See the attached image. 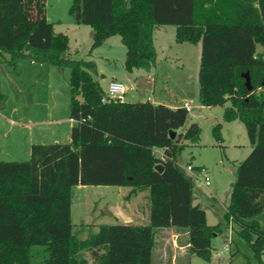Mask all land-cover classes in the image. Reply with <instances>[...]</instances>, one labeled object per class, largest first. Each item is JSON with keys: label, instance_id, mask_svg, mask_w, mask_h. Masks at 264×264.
I'll use <instances>...</instances> for the list:
<instances>
[{"label": "trees", "instance_id": "trees-1", "mask_svg": "<svg viewBox=\"0 0 264 264\" xmlns=\"http://www.w3.org/2000/svg\"><path fill=\"white\" fill-rule=\"evenodd\" d=\"M69 13L91 27L90 52L120 37L126 71L154 67L157 26H175L177 43L199 44L198 99L205 106L229 101L222 118L245 125L251 150L236 166L222 221L208 224L193 203L194 181L176 161L186 142L200 139L196 122L181 130L188 111L107 98L95 62L65 54L69 38L54 30L46 0H0L3 61L14 69L19 59L68 67L73 120L69 142L33 144L28 160L0 161V264H30L35 245L45 264H154L156 234L166 227L187 231L189 252L208 262L212 238L230 221L264 264V50H257L264 48V0H72ZM220 130V122L212 127L217 143ZM75 185L129 187L126 198L147 189L150 221L90 225L88 237L79 238L71 221Z\"/></svg>", "mask_w": 264, "mask_h": 264}, {"label": "rangeland", "instance_id": "rangeland-1", "mask_svg": "<svg viewBox=\"0 0 264 264\" xmlns=\"http://www.w3.org/2000/svg\"><path fill=\"white\" fill-rule=\"evenodd\" d=\"M71 2L72 0H46V15L54 23V30L65 33L69 38V49L65 54L74 59L93 60L97 69V73L93 72V75L101 81L104 89H107L112 76H117L120 80L127 82L130 75L124 69L125 46L121 43L120 37L115 35L90 52L92 29L89 25L77 24L74 21L73 16L69 13ZM174 38V27H167L165 32L155 31L153 40L157 58L150 72L147 73L144 70V73L142 72L145 87L140 88V91L129 90L124 98L127 101H140L142 99L146 100L148 95L155 100L172 104H179L185 99L191 102L192 109L188 112L187 122L182 128L190 121L196 122L193 120L194 118L192 119L196 115L198 121L196 123L201 128L200 139L197 143L187 142L177 154L176 161L180 165L200 166L202 163L205 164L204 167L210 175V184L205 187L202 186L203 201L200 207L207 213L208 224H214L219 219L222 221V205L229 199L231 183L235 178L236 164L247 155L243 154L244 149L241 145L243 143L248 144V136L242 122L240 123L241 127L233 123L223 130L225 138L223 145L215 141L212 135V127L218 122L221 123L223 118L221 117L213 123L215 112L208 111L210 114H203V111L197 108L200 102L197 83L200 45L189 42L177 43ZM257 50L263 51L264 48L258 46ZM54 68L55 71L52 73L44 71V73H41L37 70L35 74L37 76L34 80L37 81L36 84L31 80V77L24 76V80L28 78V81H25L22 86V95L30 99L29 92L36 94L39 90L37 89L39 87L38 80H53L51 88L46 87V84H44V86H41L40 91L45 103L47 102L46 97L48 103H57V117L64 122L69 116L70 72L68 67L55 66ZM2 69L10 70V77H13V79L20 77L14 71V68L9 69L7 65L0 63V81L6 78ZM102 75H105V77L103 78ZM24 77L22 76V78ZM46 83L49 85L48 82ZM0 89H2L1 86ZM11 94L13 97L15 92H11ZM235 143L240 144V146H235ZM155 153L158 156L160 152L155 151ZM129 190V187L115 185H75L72 191L73 233L79 238H86L91 231L90 225L105 222L120 223L114 222L103 211L111 209L112 206H121L131 201L130 198H126ZM211 192L214 193L216 198L211 195ZM146 194H149L148 190ZM137 200L138 197L133 198L131 203H136ZM138 202L140 209L143 206L148 207V200L146 204L142 198ZM258 218L263 221L264 214H261ZM146 223L148 224L149 221ZM227 234L228 231L223 227L222 232L212 238V246L216 253L213 259L214 263L210 264H258L247 242L235 233L233 243L228 244ZM186 236L184 230L173 227L158 231L154 246L155 253L153 252V260L156 257L154 262L165 264L163 252L164 250L168 254L172 252V238H175L178 244H183ZM31 252L30 264H45L43 262L44 251L42 246H32ZM79 255L89 257L87 251H82ZM192 258V264H207L201 258L196 256ZM262 260L264 261V253Z\"/></svg>", "mask_w": 264, "mask_h": 264}, {"label": "crops", "instance_id": "crops-1", "mask_svg": "<svg viewBox=\"0 0 264 264\" xmlns=\"http://www.w3.org/2000/svg\"><path fill=\"white\" fill-rule=\"evenodd\" d=\"M169 26L174 27L175 29V26L173 25H169ZM169 26L167 25L157 26L154 29L153 34L155 33V31H158V30H160V32H165L167 30V27ZM111 37L107 38L105 41H107ZM7 57H8L7 54H0V63L7 65L3 61ZM156 58H157V55H156ZM7 66L9 67V69H12V67H10L9 65ZM54 67L55 66H51L50 64H47V63H36V62H32L26 59H19L17 62V68L14 69V71H16L20 77L14 78V79L13 77H10V70L2 69L3 72L5 73L6 78L0 81V86L2 87V89H0V161L1 160H7V161L28 160L30 156V149L33 144L66 143L70 141V128L73 124V120L69 116L64 122L61 119H59L57 117V110H56L57 103H54V104L53 102L48 103L47 97H46L47 102L45 103L44 102L45 99L43 98L42 92L40 91L41 86H44V84H46V87L48 86L51 88L52 86L51 83L53 80H38L39 87L37 89L39 90H37V93L32 94L31 92H29V97H31L30 99L32 100L28 99L27 97H23L22 95V92H23L22 86L25 84V81H28V78L27 80H24L25 79L24 76H28L29 78L31 77V80L34 81L35 77L37 76L35 75L37 70H39L41 73L43 71L47 73H52L55 71ZM142 72L143 70L134 68L131 71H127V73L130 75L127 78L128 79L127 82L120 80L119 78H117V76H112L110 81L112 80L122 81L127 85L130 84V86H132L133 89H135V91H140V88L145 87L143 85L145 83H143V80H142L144 79ZM22 76L24 78H22ZM102 77L104 78L105 75H102ZM36 82L34 84H36ZM46 82H48L49 85ZM99 82L101 84L100 80ZM197 83H198V80H197ZM11 92H15L13 97H12ZM11 100L12 102H10ZM122 100L127 101L125 98H123ZM146 100H150L152 103H162L170 107L182 106L184 102H190L187 99H185V100H182V102H180L179 104H172V103L164 102L161 100H155L149 97L148 95L146 97ZM146 100L142 99L140 101H146ZM224 105L228 106L229 101L226 102ZM224 105L223 106H218V105L217 106H205L199 102V105L197 106V108H199L200 111H203V114L204 113L210 114V112L208 111L215 112L216 115L213 116L214 119L212 121L213 123H215L216 120H219V118L222 117ZM191 109H192V104H191ZM196 118H197L196 115L192 117L194 121L198 122ZM233 123L241 127L240 126L241 122H239V120L237 119L231 120V121L221 120L220 132H221L222 141L219 143L220 145H223L224 140H225L224 135H223V130L226 127H228V125H231ZM182 129L184 128H181V130ZM238 145L240 146V144ZM238 145L237 143H235V146H238ZM242 146L244 149L243 154L245 155L248 154V152L251 150V144L249 142V139H248V144L243 143L241 147ZM154 150L160 152L162 151V148H155ZM177 165L185 172L186 175L191 177L192 180L194 181L195 185H194V190H193V203L201 206L200 204L203 201V196L201 194V191H202V186L204 185H202L201 183L197 182L194 179L193 173L185 170V165H180L179 162H177ZM200 166L204 167L205 164L202 163V165ZM195 167H199V165ZM72 191H73V188H72ZM146 191H147L146 189L138 190L129 197L131 201L133 200V198L135 199L136 197H138V200L136 203L135 202L131 203V201H128L127 204H122L121 206H112L111 209H106L103 211V213L105 215H109L111 219H113L114 222H120L123 224H132V225H146L147 224L146 222L150 221L149 219V211H150L149 210V194H146ZM211 195L214 198H216L214 193L211 192ZM141 198L145 201V204L147 203V200H148V207L143 206V208L140 209V205L138 201ZM72 199H73V192H72ZM228 202H229V199L226 203L222 205V208H223L222 217H223V213L226 209ZM206 219L208 222L207 213H206ZM71 221H72V224L74 225L72 200H71ZM217 222H221L220 219ZM99 224H103V223L93 224L95 226L94 229H96L97 225ZM107 224H112V223H107ZM166 228H169V227H166ZM224 228L228 231V234H227V237L229 239L228 244L233 243V237H234L235 231L237 230V227L235 226L233 222L230 221L229 223L224 224ZM162 229H165V228H162ZM162 229H159L158 231ZM179 230H182V229H179ZM184 233L187 235L185 243L178 244L175 238H172V243H171L172 252L168 254L164 250L163 259L165 261V264H188V263L192 264V259H193L192 257L196 255L191 254L189 252L188 250L189 245L187 243L188 234H187V231L185 230H184ZM153 252L155 253V248H153V251H152V260H153ZM215 253L216 251L213 249L212 254H211V259L208 262L206 261L207 264L214 263L213 259L215 257ZM86 258L88 259L89 263H91L90 256ZM154 260H156V257ZM154 260H153V263L157 264V262H154Z\"/></svg>", "mask_w": 264, "mask_h": 264}, {"label": "built area", "instance_id": "built-area-1", "mask_svg": "<svg viewBox=\"0 0 264 264\" xmlns=\"http://www.w3.org/2000/svg\"><path fill=\"white\" fill-rule=\"evenodd\" d=\"M132 86H128L122 81L118 80H112L109 82L108 87L106 89L107 98L111 99H119L122 100L125 96V94L132 90ZM182 106L189 112L191 110V103L190 102H184ZM161 159H163L162 151H160V154L158 155ZM185 170L188 172L193 173L194 179L201 183L204 186H208L210 184V175L208 170L205 167L199 166L195 167L191 164L185 165Z\"/></svg>", "mask_w": 264, "mask_h": 264}, {"label": "water", "instance_id": "water-1", "mask_svg": "<svg viewBox=\"0 0 264 264\" xmlns=\"http://www.w3.org/2000/svg\"><path fill=\"white\" fill-rule=\"evenodd\" d=\"M244 76H245V84H246L247 88H250L249 76H248L247 73H246ZM169 136H170V138H173V137L175 136V132L171 130V131L169 132ZM155 169H157V170H161V169H162V165H161V164H157V165L155 166Z\"/></svg>", "mask_w": 264, "mask_h": 264}]
</instances>
